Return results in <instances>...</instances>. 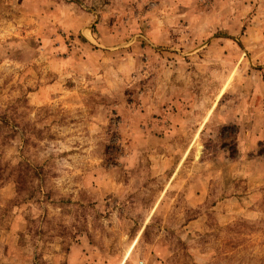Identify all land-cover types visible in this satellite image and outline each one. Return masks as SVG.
Returning <instances> with one entry per match:
<instances>
[{"label":"rangeland","instance_id":"1","mask_svg":"<svg viewBox=\"0 0 264 264\" xmlns=\"http://www.w3.org/2000/svg\"><path fill=\"white\" fill-rule=\"evenodd\" d=\"M0 264H264V0H0Z\"/></svg>","mask_w":264,"mask_h":264},{"label":"crops","instance_id":"2","mask_svg":"<svg viewBox=\"0 0 264 264\" xmlns=\"http://www.w3.org/2000/svg\"><path fill=\"white\" fill-rule=\"evenodd\" d=\"M153 248H155V249H153L152 251H153V252H155V253H156V252H158V251H162V249H161V248L159 249V248H158V247H156V246H154ZM154 250H155V251H154Z\"/></svg>","mask_w":264,"mask_h":264}]
</instances>
